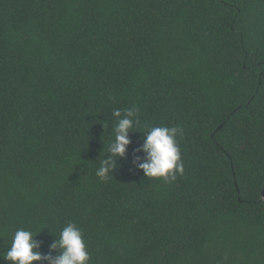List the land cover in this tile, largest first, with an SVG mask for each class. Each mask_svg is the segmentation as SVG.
I'll use <instances>...</instances> for the list:
<instances>
[{"label":"trees","instance_id":"obj_1","mask_svg":"<svg viewBox=\"0 0 264 264\" xmlns=\"http://www.w3.org/2000/svg\"><path fill=\"white\" fill-rule=\"evenodd\" d=\"M154 126L180 130L175 180L137 168ZM263 190L264 0H0V252L73 223L88 264H264Z\"/></svg>","mask_w":264,"mask_h":264},{"label":"clouds","instance_id":"obj_2","mask_svg":"<svg viewBox=\"0 0 264 264\" xmlns=\"http://www.w3.org/2000/svg\"><path fill=\"white\" fill-rule=\"evenodd\" d=\"M135 107L123 111L114 110L112 117L116 123L112 129L113 139L108 145L107 158L100 160L96 175L104 179L112 169L117 167V158L123 157L130 143L129 133L138 124ZM180 130L173 126H154L145 132L143 142L138 151L144 153L143 161L137 164L143 176L164 178L166 181L175 180L183 175L184 165L181 160L180 149L176 136ZM139 159V157H137ZM36 233L26 229H17L12 236L6 250L0 252V259L10 264H33L47 262V264H88L90 253L83 239L82 231L73 223L66 224L49 246L48 253L39 251L40 242L35 239ZM55 251L57 255L53 256Z\"/></svg>","mask_w":264,"mask_h":264},{"label":"water","instance_id":"obj_3","mask_svg":"<svg viewBox=\"0 0 264 264\" xmlns=\"http://www.w3.org/2000/svg\"><path fill=\"white\" fill-rule=\"evenodd\" d=\"M262 198L264 199V190L261 192Z\"/></svg>","mask_w":264,"mask_h":264}]
</instances>
